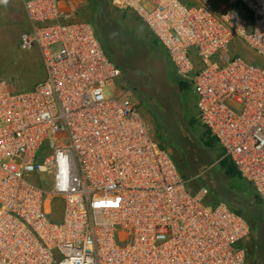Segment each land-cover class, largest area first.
<instances>
[{
  "label": "built area",
  "instance_id": "2783aa9c",
  "mask_svg": "<svg viewBox=\"0 0 264 264\" xmlns=\"http://www.w3.org/2000/svg\"><path fill=\"white\" fill-rule=\"evenodd\" d=\"M76 1L19 0L18 47L39 51L44 78L0 76V264H242L248 222L190 188L92 23L68 21ZM108 1L158 41L264 207V67L226 53L239 41L264 60V0Z\"/></svg>",
  "mask_w": 264,
  "mask_h": 264
},
{
  "label": "rangeland",
  "instance_id": "374dc122",
  "mask_svg": "<svg viewBox=\"0 0 264 264\" xmlns=\"http://www.w3.org/2000/svg\"><path fill=\"white\" fill-rule=\"evenodd\" d=\"M86 20L100 30L113 62L120 69V87L147 121L160 148L170 152L190 188L205 186L209 202L223 201L248 221L242 245V264H264V207L250 184L232 170L221 148L196 120L194 94L188 81L176 78L166 53L137 16L108 0H77L68 21ZM27 28L10 0H0V76L15 90L31 89L44 78L36 48L21 50L20 34ZM230 58L240 57L264 67V60L239 41L226 49ZM104 94L109 95V87ZM252 227V228H251Z\"/></svg>",
  "mask_w": 264,
  "mask_h": 264
},
{
  "label": "trees",
  "instance_id": "16d2710c",
  "mask_svg": "<svg viewBox=\"0 0 264 264\" xmlns=\"http://www.w3.org/2000/svg\"><path fill=\"white\" fill-rule=\"evenodd\" d=\"M93 27H94V30H95V34H96V36H97V38H98V40H99V42H100V44H101V46H102V49H103V51L105 52V54L108 56V58L113 62V59L111 58V56H110V52H109V47H108V45H107V43L105 42V41H103V39L101 38V36H100V30L99 29H97L94 25H93ZM114 63V62H113ZM115 64V63H114ZM116 65V64H115ZM117 66V65H116ZM118 67V66H117ZM119 68V67H118ZM173 159L177 162V165L179 164L180 165V163L173 157ZM231 166V168H232V170H233V172L237 175V173H236V171H235V169H234V167L232 166V165H230ZM179 172H180V170H179ZM182 174V173H181ZM238 176V175H237ZM239 177V176H238ZM240 178V177H239ZM259 202V201H258ZM231 209H233L231 206H229ZM235 212H237V213H239V214H241L238 210H236V209H233ZM242 215V214H241ZM243 216V215H242ZM247 221V220H246ZM248 222V221H247ZM252 228V227H251Z\"/></svg>",
  "mask_w": 264,
  "mask_h": 264
},
{
  "label": "crops",
  "instance_id": "0c3cea01",
  "mask_svg": "<svg viewBox=\"0 0 264 264\" xmlns=\"http://www.w3.org/2000/svg\"><path fill=\"white\" fill-rule=\"evenodd\" d=\"M10 1L13 3V6L15 7L16 11H20V13H22V15H23L22 6H21L19 0H10ZM23 18H24V15H23ZM24 22H25V20H24Z\"/></svg>",
  "mask_w": 264,
  "mask_h": 264
}]
</instances>
